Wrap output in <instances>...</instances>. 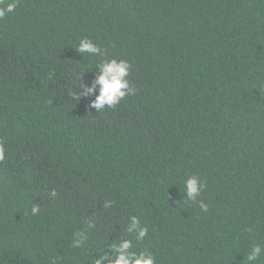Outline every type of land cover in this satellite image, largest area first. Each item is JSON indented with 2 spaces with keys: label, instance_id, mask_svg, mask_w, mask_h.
<instances>
[{
  "label": "trees",
  "instance_id": "16d2710c",
  "mask_svg": "<svg viewBox=\"0 0 264 264\" xmlns=\"http://www.w3.org/2000/svg\"><path fill=\"white\" fill-rule=\"evenodd\" d=\"M112 58L135 93L76 101ZM0 145V264H91L122 233L156 264H247L264 246V0H18L0 18Z\"/></svg>",
  "mask_w": 264,
  "mask_h": 264
},
{
  "label": "clouds",
  "instance_id": "9594fccd",
  "mask_svg": "<svg viewBox=\"0 0 264 264\" xmlns=\"http://www.w3.org/2000/svg\"><path fill=\"white\" fill-rule=\"evenodd\" d=\"M18 0H9L4 3L0 0V18H4L7 14L15 11ZM76 50L81 54L89 55H102V49L91 39L83 38L80 40ZM131 64L125 59L112 58L110 60L105 59L95 66L98 69V75L91 81L86 83L83 75L79 79V82L74 88L79 90H73L70 94L76 101H80L82 98L95 94V98L89 101L88 107L95 108L97 112L105 108H114L120 101L126 96L133 95L135 88L130 85L127 79L131 70ZM97 85L99 86L97 94ZM5 160V149L3 145H0V161ZM205 184L197 176H189L184 181V190L187 193V200L197 202V198L200 196ZM57 195L55 189L50 193L51 197ZM199 207L204 212L208 211V204L203 200H199ZM104 207H109V202H105ZM39 212L38 205H33L31 213L33 215ZM124 232L131 236L134 234L136 241H142L148 234L146 226L142 225L139 217L131 216L128 220L127 226ZM119 238L118 242L108 246L111 249L110 252L102 254L96 258H93L91 264H156L155 257L148 253L146 250L136 252L133 250L134 242L132 239ZM87 240L84 232H77L72 240V247L81 248L85 245ZM264 253V246L256 244L247 254V264H254V262Z\"/></svg>",
  "mask_w": 264,
  "mask_h": 264
}]
</instances>
